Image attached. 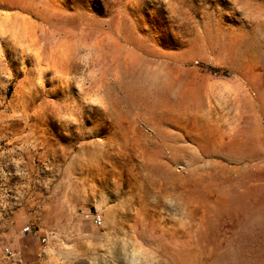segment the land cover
<instances>
[{
  "label": "rangeland",
  "instance_id": "obj_1",
  "mask_svg": "<svg viewBox=\"0 0 264 264\" xmlns=\"http://www.w3.org/2000/svg\"><path fill=\"white\" fill-rule=\"evenodd\" d=\"M129 237L264 264V0H0V264Z\"/></svg>",
  "mask_w": 264,
  "mask_h": 264
},
{
  "label": "clouds",
  "instance_id": "obj_2",
  "mask_svg": "<svg viewBox=\"0 0 264 264\" xmlns=\"http://www.w3.org/2000/svg\"><path fill=\"white\" fill-rule=\"evenodd\" d=\"M128 259L125 264H159L157 253L147 249L135 237L126 238L123 242Z\"/></svg>",
  "mask_w": 264,
  "mask_h": 264
},
{
  "label": "built area",
  "instance_id": "obj_3",
  "mask_svg": "<svg viewBox=\"0 0 264 264\" xmlns=\"http://www.w3.org/2000/svg\"><path fill=\"white\" fill-rule=\"evenodd\" d=\"M93 222L96 226H100L101 225L100 217L99 216L94 217ZM22 232L37 235L39 237L38 230H35L31 225L24 227L22 229ZM39 242L41 244L42 249L43 250L46 249V247H47V236L46 235L40 236ZM0 252L3 255V257H6L8 259H12L15 257L14 252L11 249H9L8 247H1ZM16 264H22V263L18 260Z\"/></svg>",
  "mask_w": 264,
  "mask_h": 264
},
{
  "label": "crops",
  "instance_id": "obj_4",
  "mask_svg": "<svg viewBox=\"0 0 264 264\" xmlns=\"http://www.w3.org/2000/svg\"><path fill=\"white\" fill-rule=\"evenodd\" d=\"M32 226V225H31ZM19 227H20V225H19ZM15 228V234L16 235H18V236H20L21 235V233L22 234H24V240L26 239V238H28L26 235H33V234H30V233H23L22 232V228ZM26 234V235H25ZM38 235H39V237L40 236H43V235H46L47 236V247H49L48 245H49V235H52L51 233H42L40 230H38ZM33 236H36V238H37V240H39V237L37 236V235H33ZM17 244H18V247H21V246H24L25 245V243H24V241H21V242H17ZM46 247V248H47ZM49 249V248H48ZM25 264H27V263H25ZM35 264H41V261H36L35 262Z\"/></svg>",
  "mask_w": 264,
  "mask_h": 264
}]
</instances>
